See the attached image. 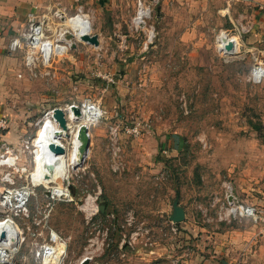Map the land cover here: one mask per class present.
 Listing matches in <instances>:
<instances>
[{
  "label": "rangeland",
  "instance_id": "374dc122",
  "mask_svg": "<svg viewBox=\"0 0 264 264\" xmlns=\"http://www.w3.org/2000/svg\"><path fill=\"white\" fill-rule=\"evenodd\" d=\"M138 1L125 0L119 18L110 15L108 19L106 14L94 16L84 10L83 18L89 24L87 34L95 33L96 22L106 25L102 34L106 38L104 49L86 50L87 43L74 36L78 50L71 52L73 64L64 60L62 69L55 70L58 79L51 76L43 81L50 105L38 113L35 125L28 132L24 153L25 166L30 173L27 180L36 186L29 201L30 218L24 219L23 224L31 230L18 259H26V264H36L33 231L42 226L44 214L48 215L49 225L67 240V262L72 264L85 248L103 264H132L133 257L141 256L138 250L146 254L166 242L180 245L182 229L178 225L177 233H173L166 216L171 200L176 197L175 189L168 191L164 185L172 178L183 183L178 198L194 217L202 209L210 210L207 198L211 194L210 198L224 193L219 188L222 182H231L227 175L218 174L219 166L218 170L212 168L214 163L231 164L248 156L254 167L264 165V81L257 84L249 81L252 67L249 56L228 61L220 58L215 51V38L221 30L200 41L198 52L182 56L180 50L186 48L169 41L168 21L157 18L156 10H161L162 0H141L151 6V17L138 31L131 29ZM77 14L80 13L76 11L66 16L61 22L62 29L72 32L71 19ZM208 17H213L212 13ZM110 19L111 23L118 24L115 33L108 27ZM151 31L152 41L145 47ZM96 53H100L99 56ZM86 98L110 114L108 121L100 123L106 125L100 128L103 134L106 135L108 124L116 121L128 126L149 123L151 127L143 136L149 134L155 138L157 131L161 134L177 132L183 137L186 148L175 154L176 157L169 152L161 157L153 138L155 147L151 158L138 159L136 155L127 157L121 141L122 168L114 172L106 140L94 141L92 152H88L79 167L69 170L65 179L42 185L32 176L35 174L32 143L45 114L53 108L80 107ZM53 104L55 106L51 107ZM81 120L67 121L72 132L77 125H82ZM231 142L238 147L234 159L231 154L222 152ZM199 175L207 179V183L216 179L213 192L211 190L203 201L188 187L189 181L197 182ZM57 188L61 189L58 194L66 193L67 197L52 200L51 193ZM164 191L168 195L159 199L157 194ZM213 205L211 203L210 207ZM121 239H125L122 250L119 249Z\"/></svg>",
  "mask_w": 264,
  "mask_h": 264
},
{
  "label": "crops",
  "instance_id": "0c3cea01",
  "mask_svg": "<svg viewBox=\"0 0 264 264\" xmlns=\"http://www.w3.org/2000/svg\"><path fill=\"white\" fill-rule=\"evenodd\" d=\"M124 1L0 0V117L9 120L7 129L0 137V153L5 147H9L19 155V165H25L24 153L28 132L35 125L40 110L46 109L50 105L43 81L52 77L41 76L36 70L33 74L24 66L21 53H10L8 50L12 37L25 28L27 15L32 11L37 14H50L59 11L66 17L79 10L85 14L84 10H87L91 11L94 16L106 14L108 19L110 15L119 18L123 12ZM260 6L264 7V0H245L241 3H228L227 0H162L157 18L168 21L169 41L176 44L177 47H181L180 44H182L181 48H186L180 50L182 56H192L194 54L192 52H198L200 41L207 40L215 31L230 29L231 22L235 20L248 21L252 26V31L243 36V44L247 48H264V11L259 8ZM211 13L213 17H208ZM94 26L96 28L94 34L98 36L99 46L94 47L86 44L88 46L86 50L93 48L95 52H98V50L104 49L103 43L106 38L102 34H104L103 29L106 28V25L96 22ZM108 27H112V33H115L114 28H117L118 24L111 23L110 19ZM190 46L193 48L189 49ZM76 50L78 49H71L65 57L66 59H58L54 62L53 79H58L59 74L56 71L62 69L65 61L73 64L74 54L71 52ZM99 54L96 53L97 56ZM70 68L73 69V66L70 65ZM103 125L106 127L105 124H100L88 128L89 152H92L94 148V141L101 143L106 140L107 143V132L105 135L103 130H100ZM156 134L157 136L153 137L154 143L157 144L158 154L161 157L163 149L167 150V154L169 152L172 157H176L175 154H179L186 148L183 137H180L177 132L161 134L160 131H157ZM143 135L136 141L126 135L121 136L126 154L128 152L127 157L131 158L132 156L133 158L136 155L138 159L141 157L151 158L150 153L155 147L153 138L149 134L148 136ZM100 136L103 137L102 140ZM237 151L238 147L233 146L232 142L230 146L226 145L222 149L226 155L231 154L232 159L237 155L235 154ZM248 158L247 156L244 160H233L231 164L214 163L212 168L218 170L219 166L218 174L221 173L230 178L231 182L228 183L236 200L257 207L264 213V165L254 167L253 161ZM156 165L158 166V164L154 165L157 168ZM198 178L197 182L190 180L188 187L200 201H203L213 192V182H216V179L207 183V179L204 177L199 175ZM182 185L183 183L172 178L170 183L163 186L168 191H171V188L175 189L176 195L171 200L170 209L166 213L168 221L174 212L175 203L184 211L183 220L177 223L182 229V232L179 233L181 234L180 245L179 243L166 242L164 246L150 249L149 254L141 253L138 250L137 254L141 256L133 257L132 264H264V228L261 223H254L251 219L226 217L227 214L222 208V205L227 202L225 182H222L219 187L224 190L223 194L220 193L210 198L213 195L211 194L207 198L210 210L202 209L194 217L190 216L188 209L180 203L178 198ZM217 186L218 184H215V188ZM167 195V191H164V194H157V197L160 199ZM211 203L214 204L212 207H210Z\"/></svg>",
  "mask_w": 264,
  "mask_h": 264
},
{
  "label": "built area",
  "instance_id": "2783aa9c",
  "mask_svg": "<svg viewBox=\"0 0 264 264\" xmlns=\"http://www.w3.org/2000/svg\"><path fill=\"white\" fill-rule=\"evenodd\" d=\"M243 1L245 0H227L228 3H241ZM259 8L264 11L263 6ZM140 10L147 11V13L140 16ZM78 12L80 14L77 15L85 16L80 10ZM151 14V6L139 0L137 14L131 20V29L138 31L144 27ZM64 18L65 15L59 11L51 12L50 14L30 12L26 17L23 31L13 36L10 40L8 45L9 52L21 53L24 66L33 74L36 70L41 76L53 77L54 62L66 57L71 51V42L67 41L65 37L67 33L72 34V32L62 29L61 22ZM57 19H59V22L56 21ZM231 23L230 29L219 31L215 38L216 54L227 61L248 55L252 66L249 73V81L253 84L264 81V48H247L243 44V36L252 31L250 22L235 20ZM152 35L153 31L147 36L144 42L145 47L151 43ZM71 106L66 109H70ZM79 108L82 125H86L88 128L109 120V113L101 109L99 105L89 98L84 99ZM53 109L48 111L45 116L53 112ZM8 125L9 120L5 117H0V137ZM150 127L149 123L143 125L135 123L132 126H128L122 121L108 124L107 151L111 157L110 162H112L111 167L114 172L122 168L121 135L139 139L144 132L149 131ZM166 152L167 150L163 149L162 153L166 154ZM28 176H30L28 168L25 165H19V155L9 147H5L0 153V185L2 188L0 192V227H2L0 229V264H26V259H18L22 246L26 243V238L30 234L31 228L23 224L24 219L28 221L30 218L29 201L34 196V187H36L31 181L30 183L28 182ZM19 179H23L24 182L19 183ZM225 187V199L227 202L222 205V208L227 214L226 217L230 219H251L254 223H261L264 228L263 211L236 200L232 195L229 183H225ZM59 190L61 189L57 188L52 191V200L57 201L61 196L67 197L68 194L66 195V193L58 194ZM64 191L67 192V190ZM95 214L96 211L92 213V216ZM47 219L48 215L44 214L42 226L33 231L35 240L32 244L35 251V263L72 264L67 262V240L49 225ZM21 222L22 225L20 224ZM169 222L172 232L177 233L178 225L171 221ZM124 243L125 239H121L119 249H123ZM94 258V253L85 248L82 256L73 264H82L85 260L88 261V264H103Z\"/></svg>",
  "mask_w": 264,
  "mask_h": 264
},
{
  "label": "bare ground",
  "instance_id": "6f19581e",
  "mask_svg": "<svg viewBox=\"0 0 264 264\" xmlns=\"http://www.w3.org/2000/svg\"><path fill=\"white\" fill-rule=\"evenodd\" d=\"M144 13H147V11L140 10L139 14L141 16ZM83 17V15H76V17L71 19L72 34L77 38L88 33L89 24ZM67 111V121L76 120L71 108ZM52 115L53 112L43 118L32 143L34 146L35 164V174L32 176L37 182L45 186H49L52 183L56 184L59 180L65 179L68 171L79 167L87 156V154H82L79 150L81 143L77 138V134L80 125H77L75 132H72L70 123L67 122V129L63 130L53 119ZM71 135L72 137L70 138Z\"/></svg>",
  "mask_w": 264,
  "mask_h": 264
},
{
  "label": "water",
  "instance_id": "95a60500",
  "mask_svg": "<svg viewBox=\"0 0 264 264\" xmlns=\"http://www.w3.org/2000/svg\"><path fill=\"white\" fill-rule=\"evenodd\" d=\"M157 15L159 14V10L157 9ZM66 40L71 42V49H75L76 48V42H75V38L74 35L71 33H67L66 34ZM79 40L81 42L87 43L89 45H92L94 47H98L99 46V40H98V36L97 35H83L79 38ZM71 111L73 113V115L76 117V120H78L79 118H81V111L80 108L78 106H71ZM66 112L64 109L62 108H55L53 109V119L58 123L59 127L63 130L67 129V119H66ZM77 138L79 139L81 145H80V152L82 154H88L89 152V146H90V137H89V130L88 127L86 125H80L79 129H78V134H77ZM84 162V160H83ZM100 212L103 214L104 213V206H100ZM184 218V211L182 208L177 206V203H175L174 205V212L170 217V220L172 223H179L183 220ZM82 264H88V261L85 260Z\"/></svg>",
  "mask_w": 264,
  "mask_h": 264
},
{
  "label": "trees",
  "instance_id": "16d2710c",
  "mask_svg": "<svg viewBox=\"0 0 264 264\" xmlns=\"http://www.w3.org/2000/svg\"><path fill=\"white\" fill-rule=\"evenodd\" d=\"M106 210H107V207H106Z\"/></svg>",
  "mask_w": 264,
  "mask_h": 264
}]
</instances>
